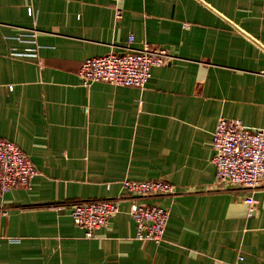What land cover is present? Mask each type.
Segmentation results:
<instances>
[{
    "label": "crops",
    "instance_id": "1",
    "mask_svg": "<svg viewBox=\"0 0 264 264\" xmlns=\"http://www.w3.org/2000/svg\"><path fill=\"white\" fill-rule=\"evenodd\" d=\"M145 44L172 58L144 87L82 83L86 59ZM222 117L264 131V0H0V138L37 169L0 191V264H264V185L216 184ZM116 197L91 237L69 215ZM133 202L169 209L164 241L137 238Z\"/></svg>",
    "mask_w": 264,
    "mask_h": 264
},
{
    "label": "built area",
    "instance_id": "2",
    "mask_svg": "<svg viewBox=\"0 0 264 264\" xmlns=\"http://www.w3.org/2000/svg\"><path fill=\"white\" fill-rule=\"evenodd\" d=\"M27 12L32 15V7H28ZM133 40L131 35L129 42ZM171 58L164 48H153L148 44L141 49L127 46L123 52H110L86 59L81 64L79 75L86 86L93 82H107L142 88L151 77V68ZM212 147V163L219 188L234 185L253 190L264 185V131L246 128L239 118L222 117L214 130ZM36 174L33 160L17 144L0 138V191L5 193L16 187H29ZM122 186L130 194L143 198L176 194L175 185L163 180L125 179ZM124 200L122 197L102 198L76 201L69 208L64 204L53 207L57 211L68 208L74 223L86 229V235L91 237L120 212ZM129 213L137 225L138 239L155 243L164 241L169 209L157 204L133 202Z\"/></svg>",
    "mask_w": 264,
    "mask_h": 264
}]
</instances>
